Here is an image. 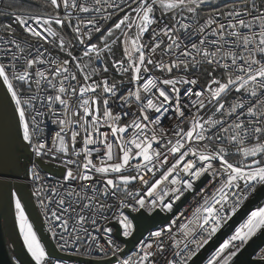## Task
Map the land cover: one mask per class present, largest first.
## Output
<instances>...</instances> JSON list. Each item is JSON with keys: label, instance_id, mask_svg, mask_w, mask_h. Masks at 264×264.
I'll return each mask as SVG.
<instances>
[{"label": "snow or ice", "instance_id": "1", "mask_svg": "<svg viewBox=\"0 0 264 264\" xmlns=\"http://www.w3.org/2000/svg\"><path fill=\"white\" fill-rule=\"evenodd\" d=\"M207 4L209 0H122L121 4L115 0H46L45 7L54 15L12 14L36 43L22 44L12 26H5L8 38L0 36V83L15 106L22 139L37 157L59 158L66 169L64 183L56 185L41 182L35 166L28 169L38 182L33 195L61 250L71 247L80 254L86 243L85 251L95 247L109 264L112 258L116 264H158L157 256L170 244L173 251L166 264H190L249 192L264 185V158H257L264 157V0H237L213 7L195 27L185 22ZM114 17L115 23L106 27ZM53 25L70 28L74 41ZM97 34V42L92 43ZM52 44L67 58L52 57L51 53L46 57L47 49L39 50ZM79 46L83 50L77 56L74 49ZM117 46L122 47L119 59L114 56ZM26 47L34 49L27 56ZM102 54L123 79H94L109 71L107 62L102 69L92 67L94 60H102ZM164 56L169 59L165 61ZM85 60L87 63L82 62ZM20 61L23 65L18 68ZM205 64L213 68L207 73L205 87L200 91L188 87L181 93L179 85H197L199 81L172 76L173 71L188 72ZM153 69L169 75L153 76ZM216 71L223 75L217 78ZM71 81L77 84L66 83ZM44 83L53 94L41 87ZM125 83L127 90L118 95ZM228 95H234L230 102ZM117 98L135 111H114L110 101ZM38 99L43 101L39 107L34 103ZM204 113H208L206 118ZM42 117L58 126L50 143L44 138ZM162 118L173 123L165 127ZM102 127L107 131L102 132ZM81 135L82 146L77 148ZM232 146L240 160L229 159ZM206 175L212 178L209 183L216 180L218 186L210 195L200 189L202 202L185 222L174 217L166 227L149 232L132 254L120 258L124 249L112 239L113 229L99 223L108 224L105 212H111L123 237H131L133 221L124 209L172 213L174 203ZM73 181L78 182L76 186ZM134 182L137 187L133 190ZM139 186H146V191ZM109 197L116 203H108ZM11 199L32 261L53 264L16 192L11 193ZM86 225L102 233L106 245ZM261 230L264 206L248 214L207 264H233V258Z\"/></svg>", "mask_w": 264, "mask_h": 264}, {"label": "water", "instance_id": "2", "mask_svg": "<svg viewBox=\"0 0 264 264\" xmlns=\"http://www.w3.org/2000/svg\"><path fill=\"white\" fill-rule=\"evenodd\" d=\"M16 145L20 147L27 155L31 156L27 143L18 136L14 128L13 111L8 100L7 94L0 83V264H35L32 261L27 248L24 246L23 238L20 236L18 225L15 220V205L11 199V193L16 192L17 198L21 200L24 207L25 215L29 222L33 225V229L37 234V238L44 245L49 257L54 259L77 262L81 264H109L107 259L104 260H89L71 255L60 253L49 235L44 229L43 222L36 208L32 195L27 186L22 181L21 168L16 154ZM40 166L46 173L60 175L62 169L55 168L48 163L39 161ZM205 178L201 180L186 197H184L175 207L172 213L163 214L160 211H155L151 214H146L142 211L131 214V219L134 224L133 235L129 238L120 236V228L118 224L112 226L116 229L114 237L123 244L124 253L122 257L128 256L134 246L143 238L149 231L159 227L165 223L183 203L204 183ZM264 200V191L259 190L251 197L236 214L228 221V223L216 234L197 253L190 264H202L217 248L219 243L233 231L243 219ZM264 245V230L252 238L245 245L241 252L233 258V264H264V260L253 259V255ZM115 261L112 258L111 263Z\"/></svg>", "mask_w": 264, "mask_h": 264}, {"label": "built area", "instance_id": "3", "mask_svg": "<svg viewBox=\"0 0 264 264\" xmlns=\"http://www.w3.org/2000/svg\"><path fill=\"white\" fill-rule=\"evenodd\" d=\"M115 2L117 4H121L122 3V0H115ZM0 5H1V0H0ZM135 6V5H133ZM13 13H16V14H21V15H24L25 13H21V12H10L8 14V18L10 20V23H8L9 25L12 26V28L17 31H19V34H15V38L20 41L22 44H32V45H35V41L32 40L27 34H25L21 28V26L16 23L14 21V18H13ZM55 13H53L54 15ZM74 15H80L82 18H89L87 14H76L74 13ZM157 15H159V12H157ZM185 16H188L187 14H185ZM207 16V15H206ZM201 17V18H193L191 17L190 19L188 20H185V22H191L193 24V26L195 27L197 22H203V19L206 17ZM179 18V17H178ZM116 21V17L113 18L112 21H110L108 23V25H106V27H110L112 23H115ZM53 28L56 29L57 31H60L62 35H65L66 36V39H71L74 41V34L72 33L71 29L68 28V27H64V28H60V26H56V25H53ZM99 35V34H97ZM117 35H119V33H117ZM0 36H3L5 39L8 38V35H7V31L6 29L3 28L2 24L0 23ZM99 36L96 38H94L92 40V43H96L97 40H98ZM50 40H55L56 38L55 37H49ZM145 42L148 41V36L146 35L145 36ZM195 39V38H193ZM165 42H167L166 38H165ZM14 47V46H12ZM45 48L47 49V52L45 53L46 57L48 55V53H51V56L52 57H58L59 59H64V58H67L66 55L64 53H61L59 52V49L58 47L56 46V44H52V45H44L43 48H40L39 50L40 51H44ZM83 50L82 46H79V47H76L74 49V54L79 56L81 51ZM34 51L33 48H25V56L28 55L29 52H32ZM120 52H121V55H122V47H120ZM157 58L159 59V55H157ZM7 57L3 58L4 62H7ZM163 59L165 61H167L169 59L168 56H164ZM83 63H87V60L85 61H82ZM104 62H107L108 64V67H109V71L107 73H101L100 76H96L94 77V79L96 80H100L102 79L103 77H107L110 81H119L121 79H123V77L115 72L114 69L111 68V61L108 60L107 58V55H103L102 54V60H94L93 63H92V67H100L101 69L103 68L104 66ZM23 65V61H20L18 62L17 64V67L20 68L22 67ZM41 67H47V65H42ZM73 69H74V65L71 66ZM213 71V68L211 66H208V65H203L201 66L200 68H197V69H190L188 72H183V71H180V70H174L173 73L171 74L172 76H177V75H181V76H187L188 78H197L198 79V84L197 85H179L181 87V93H183L184 90H186L188 87H192L193 89H195L196 91H200L202 90L205 85L207 84V80H208V75L207 73L208 72H212ZM153 76H157V77H167L169 74L167 73H160L159 70H156V69H153L152 70V73H151ZM223 75V72L222 71H216L215 72V76L217 78H220L221 76ZM79 82L80 83H83V80H82V77L79 78ZM66 83H71L73 86H75L77 84V81H71V82H66ZM3 86V85H2ZM42 88L46 89L47 92L49 94H53L52 93V90L51 89H47V85L46 83L42 84L41 86ZM6 94H7V91H6V88L3 86ZM128 88V85L127 83H125L124 85L121 86V91L118 93V95L120 94H123L124 91H126ZM33 93L36 92V88L35 86L33 85V88L31 90ZM29 92L27 91V86H25V95H28ZM43 94V93H41ZM182 98V101H185L186 102V98H184L183 96H181ZM194 98V97H193ZM234 99V95H228L227 96V100L230 102L231 100ZM43 101L41 100H37L35 101V105L37 107L40 106V104L42 103ZM111 103V107L113 108L114 111H121V110H128L130 112H134L135 111V108L134 107H131L129 108L128 106H124L122 105L118 98L116 100H112L110 101ZM57 109L59 110V105L56 106ZM33 113L29 112V117H31ZM205 114V118H206V115L208 113H204ZM169 116L171 115V112L168 114ZM131 117H125V119H130ZM42 119L44 120V138L50 143L51 142V136L55 133V131L58 130V126L57 125H53L51 123V120L48 119L47 117H42ZM162 123L165 127H170L171 124L173 123V121L167 119V118H162ZM101 131H107L106 128H101ZM22 138V136H21ZM67 138V137H66ZM82 138H83V135H81V138L80 140L78 141L76 147L79 148L82 146ZM249 142H252V141H249ZM27 143V142H26ZM28 145V149L29 151L31 152V156L27 155L20 147H18L16 145V154H17V158H18V162L20 164V168H21V176H22V181L24 182V184L27 186L30 194L32 195V198L34 200V203L36 205V208L39 212V215H40V218L43 222V225H44V229L45 231L47 232V234L49 235L51 241L53 242V244L55 245V248L62 254H66V255H71V256H75V257H80V258H83V259H89V260H104V259H101L100 257L102 256V253H100L95 247H93L92 249L88 250V251H85V249L87 248V244H83L81 246V253L80 254H77L76 253V249L75 248H71L69 247L67 250H61L60 248L57 247V238H53L51 232L49 231V220L46 218L45 214H44V210L41 209L40 207V204H39V200L37 199L36 196L33 195V192L35 190V188L37 187V184L38 182L36 181H33L32 177L28 174V169L29 168H32L33 166H35V171L37 172V174L41 177V182H43L44 184H49V185H56L58 182L59 183H64L63 181V175L66 171V169L64 168L63 166V163H62V160L59 159V158H54L53 156L51 155H47V156H44L43 158L41 157H37L35 155V153L32 151L31 149V146L27 143ZM229 152L232 153L230 154L233 158H232V161H237V160H240L241 159V156L239 154H236L235 153V147L232 146L229 148ZM258 159H261L262 157H257ZM264 158V157H263ZM82 159V158H81ZM250 159L246 162H250ZM39 161H42L44 163H48L50 165H52L53 167L55 168H61L62 169V173L60 175H56V174H53V173H46L43 168L40 166L39 164ZM75 167V166H73ZM205 178V181L204 183L199 187V189H197V191H195L184 203L183 205L176 211V213H174L165 223H163L162 225H160L159 227L151 230V231H155V230H158L162 227H166L167 225H169L171 223V221L173 220L174 217L178 218L180 222H185L186 221V218L189 217L192 213V211L194 210V208L202 202V194L200 193V189L201 188H204L205 189V193L210 195L213 191V188L215 186H218L217 184V181L216 180H212V183H209V180H211L212 178L211 177H208L207 175L205 177H202L201 180H203ZM196 181L194 182V188L193 190L195 189L196 185L201 181ZM73 186H76V184L78 182L76 181H73ZM86 183H91V182H86ZM241 184H243V182H241ZM137 187V185L135 184V182L133 183L132 185V189L134 190L135 188ZM141 187L142 190L146 191V186H139ZM193 190L191 192H193ZM259 190H263L264 191V185H256L255 186V190L254 191H250L249 194H248V197L247 199H245L243 201V203L241 204L240 208L243 206V204L245 202H247L251 197H253ZM190 192H186L184 194L183 197H181V199L179 201H176L173 205V210L175 209V207L177 206V204L184 198L186 197ZM167 199V198H166ZM108 203H116L115 199L109 197ZM258 206H264V200L261 201L258 205ZM257 207H255L253 210H255ZM239 208V209H240ZM238 209V210H239ZM237 210V211H238ZM252 210V211H253ZM123 211H125V214L129 216V219H131V214H135V213H138V212H132L131 209H124ZM142 212L146 213V214H151L145 210H141ZM156 211H160L159 209H157ZM155 212V211H154ZM161 212V211H160ZM153 213V212H152ZM163 214H168L167 212H161ZM236 214V213H235ZM233 214V216L235 215ZM250 214V213H249ZM105 216L109 217V221H108V224H104V221H99V223L103 226H110L112 229H113V232L110 234L112 239L115 241L116 244L120 245V247L123 248V244L116 240V238L114 237V234H115V231L116 229L112 226L113 224H117L114 220L111 219V212H105L104 213ZM232 216V217H233ZM248 216V215H247ZM247 216L243 219V221L241 223L244 222V220L247 219ZM132 220V219H131ZM240 223V224H241ZM239 224V225H240ZM86 227H88L89 231H92L93 234L97 235V237L99 238L100 240V243L101 244H105L106 245V242H105V238H104V235L102 233H96L94 231V229L91 228L90 225H86ZM224 227V226H223ZM222 227V228H223ZM238 227V226H237ZM221 228V229H222ZM220 229V230H221ZM173 230L175 231V227L173 228ZM235 230V229H234ZM233 230V231H234ZM133 231H134V224H133ZM149 231V232H151ZM231 231L228 236H230L232 234ZM263 231V230H261ZM261 231L257 232V234H259ZM148 233H146L143 238H147L148 236ZM255 235V236H256ZM121 237L122 234H120ZM228 236L224 239H227ZM255 236H253L252 238H254ZM215 237V236H214ZM213 237V238H214ZM123 238H126V237H123ZM129 238V237H127ZM251 238V239H252ZM167 240V238H165ZM223 239V240H224ZM250 239V240H251ZM140 240V241H141ZM222 240V242H223ZM139 241V242H140ZM139 242L134 246L133 250L131 251L130 254H132L136 249L137 247L139 246ZM221 242V243H222ZM216 250V249H215ZM215 250L211 253V255L206 259V261L202 264H207V261L208 259L211 258L212 254L215 252ZM262 250H264V245L259 249L257 250V252L253 255V259H261V253H262ZM172 249H171V246L170 244L168 245V247L166 248V251L163 253V254H160L157 256V262L158 264H166V259L167 258H171V253H172ZM199 253V252H198ZM129 254V255H130ZM109 256H110V253H109ZM127 257V256H126ZM126 257H120V258H126ZM48 258L53 262V264H81V263H77V262H68V261H62V260H58V259H54L52 257H49ZM262 260V259H261ZM191 262V261H190ZM14 264H17L16 262ZM111 264H116V259L114 262H112Z\"/></svg>", "mask_w": 264, "mask_h": 264}, {"label": "trees", "instance_id": "4", "mask_svg": "<svg viewBox=\"0 0 264 264\" xmlns=\"http://www.w3.org/2000/svg\"><path fill=\"white\" fill-rule=\"evenodd\" d=\"M237 2V0H209V4L202 6L199 14L193 18H201L206 16L212 11L213 7H223L225 4ZM46 0H1L0 5V23L5 29L6 25H9L10 20L8 14L10 12H21L25 14H35V13H51V8L45 7ZM187 14V13H185ZM189 15V14H187ZM15 34H19V31L15 30ZM99 35H97L98 37ZM115 58L119 59L121 57L120 46L114 49ZM110 61V60H109ZM232 156L229 155V159L232 161ZM263 158V157H262Z\"/></svg>", "mask_w": 264, "mask_h": 264}, {"label": "rangeland", "instance_id": "5", "mask_svg": "<svg viewBox=\"0 0 264 264\" xmlns=\"http://www.w3.org/2000/svg\"><path fill=\"white\" fill-rule=\"evenodd\" d=\"M8 100L10 102L12 111H13V117H14V128L18 136H22L21 131L19 129V119H18V114L15 112V106L13 102L11 101L10 96L7 94ZM19 228V227H18Z\"/></svg>", "mask_w": 264, "mask_h": 264}, {"label": "bare ground", "instance_id": "6", "mask_svg": "<svg viewBox=\"0 0 264 264\" xmlns=\"http://www.w3.org/2000/svg\"><path fill=\"white\" fill-rule=\"evenodd\" d=\"M238 226H239V225H238ZM221 242H222V241H221ZM221 242H220V243H221ZM220 243H219V244H220ZM218 246H219V245H218ZM218 246H217V247H218Z\"/></svg>", "mask_w": 264, "mask_h": 264}]
</instances>
